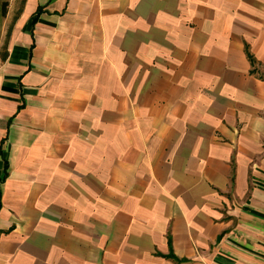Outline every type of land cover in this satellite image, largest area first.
I'll list each match as a JSON object with an SVG mask.
<instances>
[{"label": "crops", "instance_id": "0c3cea01", "mask_svg": "<svg viewBox=\"0 0 264 264\" xmlns=\"http://www.w3.org/2000/svg\"><path fill=\"white\" fill-rule=\"evenodd\" d=\"M0 264H264V0H21Z\"/></svg>", "mask_w": 264, "mask_h": 264}, {"label": "rangeland", "instance_id": "374dc122", "mask_svg": "<svg viewBox=\"0 0 264 264\" xmlns=\"http://www.w3.org/2000/svg\"><path fill=\"white\" fill-rule=\"evenodd\" d=\"M21 0H0V60L5 53L6 41ZM3 9L6 14L2 15Z\"/></svg>", "mask_w": 264, "mask_h": 264}, {"label": "trees", "instance_id": "16d2710c", "mask_svg": "<svg viewBox=\"0 0 264 264\" xmlns=\"http://www.w3.org/2000/svg\"><path fill=\"white\" fill-rule=\"evenodd\" d=\"M6 14V10L3 9V12H2V15H5ZM175 258V257H174Z\"/></svg>", "mask_w": 264, "mask_h": 264}]
</instances>
